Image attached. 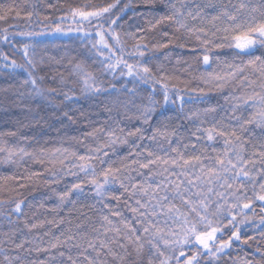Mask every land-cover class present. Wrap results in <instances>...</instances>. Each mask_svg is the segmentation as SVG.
Wrapping results in <instances>:
<instances>
[{
  "label": "trees",
  "instance_id": "obj_1",
  "mask_svg": "<svg viewBox=\"0 0 264 264\" xmlns=\"http://www.w3.org/2000/svg\"><path fill=\"white\" fill-rule=\"evenodd\" d=\"M110 2L113 0H0V7L10 4L19 5L24 12L32 11L34 13L30 23L24 19H17L14 14L7 21H0V37L3 36V28L9 30L7 41L0 38V57L7 55L10 61L15 60L17 65L24 66L15 71L11 68L0 67V142L6 143L8 147H23L32 154L23 159L15 157V163L0 162V200L5 201L0 205V264H8V261L4 259L5 254L9 257L20 256L23 264H30L32 261H36L37 264L40 261H43L44 264H61V261L63 264H70L67 255L71 254L74 259L79 261V264H87V261L78 255L81 249L68 245L52 249L50 244L56 242L55 237L63 239L68 234L69 227L74 233L86 232L89 238L97 235L92 231V228H98L103 224L102 215H109L110 219L121 228L122 233L126 231L119 224L120 218L111 216L108 208H105L103 204L96 203L98 198L94 197L90 190L91 186L84 180L85 174L80 172L77 167H71L83 163L78 159L80 155L95 156L96 154L89 150L105 144L108 140L106 131L96 132L95 136H90L88 133L96 129L106 130L112 127L123 128V135H127L128 131H134L135 128L141 127L145 129L146 135H150L153 126L163 123L169 127L180 126L183 137H187L189 132L194 130L195 123H198V121L194 123L183 118V114L179 111L180 101L177 100L176 104L170 103L164 108L158 105L153 114L151 125H143L140 120L136 119L137 108L133 107L129 101L135 99L139 102L141 99H146L148 95H153L162 104L163 93L160 85H154L156 91L153 93L151 83L148 85L138 84L136 97L133 98L130 94L126 95L123 85L127 84L131 88L133 86L132 78L120 76L123 65L115 70L114 75L105 71L101 63L105 61V57H110L111 59L106 62L111 63L121 57L129 63H136L138 60L146 61V66L150 67L154 76L171 77L170 80L164 81L169 84L170 95L176 89L181 90V94L184 95L185 112L199 110L201 118H204V109L216 108L215 113L207 114L209 123L212 121V117L231 115L227 110L236 103L234 97L247 96L253 90L261 91L258 86V74L252 73L250 69L238 74L237 78L228 82L223 89H217L213 84L204 83V79L201 78L202 73L206 78L207 72L223 74L228 71L224 62H233L235 50L227 48L214 50L211 55H219V61L213 60L209 66H205L202 63L203 50L198 46V42L183 29L177 31V24L165 21L156 28L150 29V21L154 22L163 15L171 14V8L168 7L170 0H154L151 5L145 4L144 0H120V4L111 14L113 18L116 15L120 16L117 23L111 25V29L114 30L113 34L119 36V44L112 35L108 34L109 22L107 19L103 21L104 28L102 30L94 22L92 25L85 23L80 31H76L77 26L71 23L69 18L62 25L65 30L63 33H69L66 38L50 37L52 34L31 37L17 34L40 31L51 33L52 22H59V18L68 13L70 9L91 10ZM171 2L177 3L179 6V0H171ZM185 2L194 8L197 4L204 5L210 2L217 5L228 4L229 0H185ZM236 2L237 0H231V3ZM126 4L129 7L121 12ZM205 12L210 15L215 14L213 9H205ZM45 16L50 19L44 20ZM185 22L189 26H201L199 19L188 18ZM203 26L212 30L211 24L207 21ZM98 30L103 32L114 57L108 51L109 49L100 48V37L96 35ZM164 33H168V35L165 36ZM134 36L147 38L140 41L142 44L149 45V51L143 58L132 55L137 43V40L133 39ZM161 42L169 43V47L152 50L153 44ZM25 43L30 44L29 57L38 62L34 76L43 93L42 96L34 94L31 84H24V81L29 78L25 68L31 71L24 56ZM181 44L184 47H179ZM97 49H100L104 55H97ZM262 52L264 49H259L256 54L260 55ZM41 60L43 63H39ZM246 61L247 57L243 54L241 57L235 58L237 64L246 63ZM2 63L4 61L0 59V64ZM77 64L93 73L103 82L108 91L100 94H83L80 90V77L73 72V68ZM244 75H248L250 79H257V85L249 86L246 82L241 84L240 81ZM62 79L64 84H61ZM112 84H115L116 88L121 91L113 93ZM173 85L175 88L172 87ZM69 88L72 90L70 92L71 99H65L63 95L58 94ZM53 89L55 91H52ZM199 89H204V92H199ZM124 104H128L127 109ZM248 111L251 112V109ZM68 116H71L72 119H69ZM204 126L207 127L208 124ZM254 131L258 135L260 130L254 129ZM9 133H15V135H8ZM117 135H121V133L117 131ZM133 142H137L136 137H128L127 144H117L114 148L107 149L109 156H101L100 159H92L88 162L95 167L97 172L108 167L109 164L118 167L128 156ZM214 146L222 148V141L215 143ZM248 148L250 150L251 145H248ZM57 149L60 151L56 152ZM54 152L55 156L52 155ZM209 152H211V147ZM212 154L214 155V153ZM2 158L3 154H0V159ZM61 160L64 161L63 164L60 163ZM101 160L104 163H101ZM53 172L56 174L55 177ZM71 172H76L77 175H71ZM32 173H39V175L32 176ZM65 173L68 174L65 175ZM6 177L14 178L5 179ZM136 179L139 181L142 177L137 176ZM77 182H83L84 193L73 192L69 199L74 203L65 202L59 211H55L60 203L59 195ZM20 185H24V187H20ZM121 193L122 190L116 186L113 189V194L120 195V201L117 202L111 197H107L105 203L109 204L113 211H120L124 218L139 228L133 213L125 203L126 195H121ZM248 194L252 195L250 189ZM19 201L24 202L22 212L11 211L15 203ZM176 203L179 204V201ZM262 204L264 202L254 200L252 209L245 210L250 219L241 226V241H235L232 248L228 249L231 253L230 257L223 256L219 260L213 261V264H233V261L236 264H241L243 260L251 261L252 264H264ZM241 218L237 217L238 220ZM59 220H63L64 223L59 225L54 222L49 223V221ZM69 220H71V224L68 223ZM34 223L38 227L31 231L25 227V224ZM78 223H83L84 228L77 229L75 226ZM227 233L228 229H225L224 239H228ZM114 235L109 232L106 237L101 236L100 238L111 241ZM249 237L251 239H248ZM245 239H247V243L242 242ZM78 240L79 237H77ZM22 241L25 242L24 248L17 250L15 245ZM77 241L69 242V244ZM122 242L127 243L126 241ZM111 247L114 251L123 254L124 250L120 249L117 244H111ZM38 248L48 249V251H37ZM97 248L99 249V243H97ZM131 248L132 246L129 245L130 251ZM149 248L150 246L145 244L144 252L139 258L133 251L130 256H126V264H147L150 255ZM99 250L101 252L99 257L91 249L87 255L101 262L107 261V264H120L119 261L113 260L110 255L105 254L106 249ZM61 251L65 253L64 257L59 256ZM191 254V252L187 253V255ZM153 258L155 259V257ZM16 264H20V262H16ZM201 264H205V261L201 260Z\"/></svg>",
  "mask_w": 264,
  "mask_h": 264
},
{
  "label": "snow or ice",
  "instance_id": "obj_2",
  "mask_svg": "<svg viewBox=\"0 0 264 264\" xmlns=\"http://www.w3.org/2000/svg\"><path fill=\"white\" fill-rule=\"evenodd\" d=\"M144 2L151 5L154 0H144ZM119 4L120 0H113V2L91 10L73 8L61 16L59 22H52L51 33L40 31L17 34L29 37L62 34L65 31L62 25L69 18L73 24H76V31H80L85 23L92 25L94 22L102 30L104 28L103 21L107 19L109 22L108 34L112 35L119 44V36L114 35V30L111 29V25H115L120 19L119 15H116L115 18L111 15ZM128 7L129 5H124L121 12ZM168 7L171 8V14L163 15L154 22L150 21V29L156 28L165 21L177 24V31L183 29L198 42V46L203 50L201 55L202 63L205 66H209L213 60L219 61V55H211L214 50L225 48L235 50L233 62H224L228 71L221 74L207 72L205 69L207 77L205 78L203 73L201 76L204 83L213 84L217 89H223L228 82L236 79L238 74L250 69L252 73L258 74V86L261 91L253 90L247 96L234 97L236 103L227 110L231 115L212 117V121L209 123L207 114L215 113L216 108L204 109V118H201L199 110L185 112L184 95L181 94V90L176 89L170 95L169 84L164 81L170 80L171 77L154 76L150 67L146 66V61L138 60L136 63H129L121 57L111 63L106 62L111 58L105 57V61L101 62L105 71L114 75L115 70L123 65V69L127 71L121 69L120 76L132 78L133 86L131 88L127 84L123 85L126 95L130 94L131 97H136L138 84L148 85L151 83L153 93L156 91L154 85H160L163 93L162 104L153 95H148L146 99H141L139 102L135 99L129 101L133 107L137 108L136 119L140 120L143 125H151L153 114L158 105L164 108L170 103L176 104L177 100L180 101L179 111L183 114V118L194 123L198 121V123H195L194 130L190 131L187 137H183L180 126L169 127L163 123L153 126L150 135H146L145 129L141 127L135 128L134 131H128L127 135H123V128L112 127L106 130L96 129L88 133L90 136H95L96 132L106 131L108 140L105 144L89 150L94 152L95 156L80 155L78 159L83 163L71 167H77L80 172L85 174L84 180L91 186L90 190L94 197L98 198L96 203L103 204L105 208H108L111 216L120 218L119 224L126 231L122 233L121 228L110 219L109 215H102L103 224L98 228H92V231L97 235L89 238L86 232L74 233L69 227L68 234L63 239L55 237L56 242L50 244L52 249L66 245L81 249L78 255L82 256L87 264H107V261L101 262L88 256L89 249L95 252L97 257L101 255L99 249H106V255H110L120 264H126V256H130L134 251L139 258L144 252L145 244L150 246L147 264H173V261L175 264H201V260H204L205 264H213V261H217L223 256L230 257L231 253L228 249L232 248L235 241H241V226L250 219L245 210L252 209L254 200L264 202V52L260 55L256 54L257 50L264 49V0H237L236 3H231L229 0L228 4L221 3L219 5L210 2L204 5L197 4L194 8L189 6L185 0H179V6L170 0ZM205 9H213L215 14L210 15L205 12ZM13 14L17 19H24L29 23L34 15L32 11L24 12L19 5L10 4L0 7V21H7ZM188 18L199 19L201 26H189L185 22ZM49 19L48 16L44 17V20ZM205 21L211 24V31L203 26ZM101 30L96 32V35L100 37L99 43L111 52ZM8 31V28H3V36L0 38L7 41ZM163 35L167 36L168 33ZM133 39H136L137 43L132 55L143 58L149 51V45L142 44L140 41L147 38L134 36ZM169 43H156L151 48L160 50L169 47ZM29 47L30 44H24L26 63L31 68V71L25 68L29 78L24 81V84H31L34 94L42 96L43 93L34 76L38 62L29 57ZM179 47H184V45L181 44ZM241 54L247 57L246 63H235V58L241 57ZM97 55L104 54L100 49H97ZM0 59L4 61L0 67L5 69L11 68L15 71L17 68L24 67L17 65L15 60L10 61L7 55ZM39 63H43V60ZM73 72L80 77V90L83 94H100L108 91L102 81L80 64L74 66ZM245 82L249 86L257 85V79H250L248 75H244L240 81L241 84ZM61 84H64L63 79ZM172 87L175 88V85ZM111 88L113 93L121 91L116 88L115 84H112ZM71 91L69 88L58 94L63 95L65 99H71ZM198 91L203 93L204 89ZM124 107L127 109L128 104H124ZM249 109L251 112L248 111ZM238 112L239 114H237ZM68 118L72 119L71 116ZM205 124L208 126L205 127ZM254 129L260 130L258 135ZM117 131L121 135H117ZM8 135H15V133ZM132 136L136 137L137 142L132 143L128 156L124 158L120 166L113 167L109 164L108 167L97 172L95 167L88 162L92 159H100L101 156H109L107 149L114 148L117 144H127L128 137ZM221 141L222 148L214 146L215 143ZM248 145H251L250 150ZM210 147L211 152H209ZM59 151V149L56 150V152ZM0 154H3V158L0 159L2 163H15V157L23 159L25 156L32 155L23 147H8L4 142H0ZM52 155L55 156V152ZM60 163L63 164L64 161L61 160ZM101 163L104 161L101 160ZM67 174L65 173V175ZM38 175L39 173H32V176ZM71 175H77V173L71 172ZM53 176H56L55 172H53ZM137 176L142 179L137 181ZM8 178L14 177L5 179ZM116 186L122 190L121 195H126L125 203L133 213L139 228L124 218L120 211H113L112 207L105 203L107 197H111L117 202L120 201L121 196L113 194V189ZM20 187H24V185H20ZM249 189L252 192L251 196L248 194ZM73 192L83 194V182L73 183L59 195L60 203L55 211H59L65 202L74 203L69 199ZM176 201H179V204ZM4 203L5 201L0 200V205ZM23 203V201L16 202L11 211L21 213ZM261 211L264 212V204L261 205ZM238 216L242 218L238 220ZM85 219H87L86 216ZM53 222L57 225L64 223L63 220L49 221V223ZM261 222L264 223V218ZM68 223L71 224V220ZM25 227L31 231L38 225L35 223L25 224ZM75 227L81 229L84 228V224L78 223ZM225 229H228V239H224ZM109 232L115 234L111 241L100 238L101 236L106 237ZM77 237H79L78 241ZM73 241L77 242L69 244ZM242 242L247 243V239ZM24 243L22 241L16 244V249H23ZM97 243H99V249ZM111 244H117L120 249L124 250L123 254L114 251ZM129 245L132 246L131 251ZM40 250L48 251V249H37V251ZM188 252L192 254L187 255ZM59 256L64 257L65 253L61 251ZM4 259L8 261V264H16V262L23 264L18 255L9 257L5 254ZM67 260L70 264H79V261L74 259L71 254L67 255ZM30 264H37V262L32 261ZM39 264H44V262L40 261ZM233 264L236 262L233 261ZM241 264H252V262L243 260Z\"/></svg>",
  "mask_w": 264,
  "mask_h": 264
},
{
  "label": "rangeland",
  "instance_id": "obj_3",
  "mask_svg": "<svg viewBox=\"0 0 264 264\" xmlns=\"http://www.w3.org/2000/svg\"><path fill=\"white\" fill-rule=\"evenodd\" d=\"M70 21H71V19H70ZM72 23V22H71ZM74 25H76V24H74ZM69 35V33H62V34H56V35H51L50 37H64V38H66L67 36ZM100 46V48L102 47V45L100 44L99 45ZM109 51V50H108ZM110 52V51H109ZM111 53V55L114 57V53H112V52H110Z\"/></svg>",
  "mask_w": 264,
  "mask_h": 264
}]
</instances>
